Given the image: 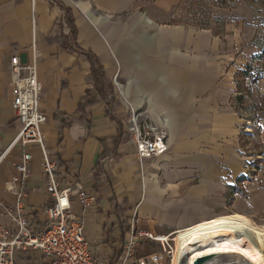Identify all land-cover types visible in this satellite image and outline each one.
Listing matches in <instances>:
<instances>
[{
    "label": "crops",
    "instance_id": "0c3cea01",
    "mask_svg": "<svg viewBox=\"0 0 264 264\" xmlns=\"http://www.w3.org/2000/svg\"><path fill=\"white\" fill-rule=\"evenodd\" d=\"M60 1L75 17L78 50L62 44L69 27L56 2L0 0V192L24 150L12 145L21 125L12 109L10 58L17 53L29 63L36 40L40 105L47 114L44 136L60 160L58 180L62 187L79 182L98 195L90 208L76 207L90 250L115 264L137 219L138 231L163 238L175 234L177 248L191 252L199 240L184 248L178 242L191 239L181 234L197 221L164 233L161 220L193 204H207L209 195L223 194L239 180V117L226 106L234 46L224 48L210 29L158 23L137 10V0ZM171 2L158 0L165 8ZM88 51L102 67L100 82L83 54ZM116 76L120 91L112 87ZM104 84L107 93L99 90ZM129 106L148 112L165 128L169 149L164 154L139 160L127 128ZM27 150L32 155L27 215L40 225L49 203L46 176L39 148L31 144ZM140 239L139 254V247L154 242Z\"/></svg>",
    "mask_w": 264,
    "mask_h": 264
},
{
    "label": "built area",
    "instance_id": "2783aa9c",
    "mask_svg": "<svg viewBox=\"0 0 264 264\" xmlns=\"http://www.w3.org/2000/svg\"><path fill=\"white\" fill-rule=\"evenodd\" d=\"M38 55L34 40L29 63H23L17 53L10 58L15 85L12 109L21 125L12 145L19 144L24 150L14 164L13 175L0 192V264H19L20 261L24 264H109L107 258H99L90 250L84 220L76 209L90 208L97 202L98 195L79 182L62 187L58 180V160L49 151L44 136L47 114L40 105L43 83L38 77ZM127 128L140 161L162 155L169 149L167 131L157 125L148 112L131 108ZM31 144L41 152L49 195V203L44 207L45 219L39 226L31 221L26 208L29 196L26 185L32 161L27 147ZM137 222V219L133 221L131 236L115 264H173L176 235L162 238L148 231H138ZM142 237L159 243L161 249L139 254Z\"/></svg>",
    "mask_w": 264,
    "mask_h": 264
},
{
    "label": "rangeland",
    "instance_id": "374dc122",
    "mask_svg": "<svg viewBox=\"0 0 264 264\" xmlns=\"http://www.w3.org/2000/svg\"><path fill=\"white\" fill-rule=\"evenodd\" d=\"M137 10L158 23H178L197 31L209 27L210 32L222 40L224 48L234 46L229 66L232 94L226 106L239 117V136L235 141L239 180L227 187L225 193L209 195L205 200L207 204H193L191 209L177 212L175 218L162 219L164 233L197 221V227L193 225L189 232L181 234L191 239L178 242L184 248L199 240L191 246V252L257 233L264 229V57H259L264 54V0H172L168 8L161 6L158 0H137ZM212 30L224 34L216 35ZM246 64L252 65V77L236 79L237 70L246 69ZM260 73L262 78L252 82ZM114 85L120 91L117 76L112 80L113 88ZM99 90L107 93L106 85ZM240 95L241 100L237 99ZM126 112L128 120L131 106L126 107ZM174 174L180 176L178 171ZM175 197L182 200V196ZM139 227L149 229L145 223H139ZM135 228L137 230L138 222ZM212 239L219 242L203 245ZM198 244L200 246H196ZM160 249V244L154 241L139 247V252L145 254Z\"/></svg>",
    "mask_w": 264,
    "mask_h": 264
},
{
    "label": "bare ground",
    "instance_id": "6f19581e",
    "mask_svg": "<svg viewBox=\"0 0 264 264\" xmlns=\"http://www.w3.org/2000/svg\"><path fill=\"white\" fill-rule=\"evenodd\" d=\"M199 257H211L207 264H264V229L195 252L177 248L176 240L173 264H194Z\"/></svg>",
    "mask_w": 264,
    "mask_h": 264
},
{
    "label": "trees",
    "instance_id": "16d2710c",
    "mask_svg": "<svg viewBox=\"0 0 264 264\" xmlns=\"http://www.w3.org/2000/svg\"><path fill=\"white\" fill-rule=\"evenodd\" d=\"M52 1L56 2L61 7V9L64 11V19H65V22L67 23V25L69 27V34L67 36H64V40L62 41V44L67 46L66 42H68L71 47H73L75 50H78L79 47H78V44L76 43L77 27L75 25V17L73 15L72 10L69 7L65 6L60 0H52ZM175 24H178V23H175ZM201 28L211 29L209 27H201ZM212 31L216 35H223L224 34L223 32H215L214 30H212ZM263 53H264V51H263ZM83 54H85L87 56V58H89V60L91 61L92 65H93V74L96 78V81L100 82L103 79L104 74L102 72V67L99 64L97 58L90 51L83 52ZM259 57H260V59H262L264 57V54H261ZM252 69H253L252 65L246 64V69L244 68V69H238L237 70L236 76H235L236 79L239 78V76H241L243 78L252 77V74H251ZM261 78H262V74L260 73L256 76V78H254L252 80V82H257ZM237 88H238V85H237ZM237 99L241 100L243 98L240 95V97ZM238 114H239V112H238ZM119 129L122 130L121 124H119ZM58 166H60V160H59V164H57V168H58ZM35 224H36V226H39L38 223L35 222Z\"/></svg>",
    "mask_w": 264,
    "mask_h": 264
},
{
    "label": "water",
    "instance_id": "95a60500",
    "mask_svg": "<svg viewBox=\"0 0 264 264\" xmlns=\"http://www.w3.org/2000/svg\"><path fill=\"white\" fill-rule=\"evenodd\" d=\"M211 257H199L194 264H207Z\"/></svg>",
    "mask_w": 264,
    "mask_h": 264
}]
</instances>
